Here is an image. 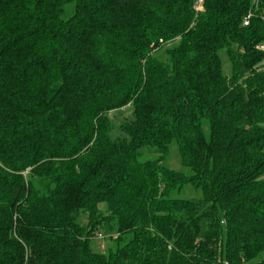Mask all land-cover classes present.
Here are the masks:
<instances>
[{
	"label": "trees",
	"instance_id": "1",
	"mask_svg": "<svg viewBox=\"0 0 264 264\" xmlns=\"http://www.w3.org/2000/svg\"><path fill=\"white\" fill-rule=\"evenodd\" d=\"M197 1L0 0V264H264V0Z\"/></svg>",
	"mask_w": 264,
	"mask_h": 264
},
{
	"label": "rangeland",
	"instance_id": "2",
	"mask_svg": "<svg viewBox=\"0 0 264 264\" xmlns=\"http://www.w3.org/2000/svg\"><path fill=\"white\" fill-rule=\"evenodd\" d=\"M160 59H165V54L164 52L161 53V55L159 56ZM221 59L223 62V71L224 74L227 76H230L231 74V64L228 60V58L226 57V55L224 53L221 54ZM132 114V109H128V110H121L120 112H115V113H111L110 117L113 119V122L118 125L123 119L129 118ZM115 133H117V131L115 130ZM159 156L152 154V155H147L146 158L152 160V159H157ZM163 166H165L168 169L177 171V172H183L186 175L190 174L189 170L184 168V166L182 165V161H181V156H180V152H179V147L178 144L176 142H172L171 145L169 146V151L168 154L163 162ZM202 197V193L199 189L194 188L190 185L185 186L178 194H176V198L179 199H183V200H197L200 199ZM111 244L109 242H107L106 240L101 241V240H97L96 241V246H100L101 250L103 252H106L108 249V246H110ZM264 258V254L262 255V259Z\"/></svg>",
	"mask_w": 264,
	"mask_h": 264
},
{
	"label": "built area",
	"instance_id": "3",
	"mask_svg": "<svg viewBox=\"0 0 264 264\" xmlns=\"http://www.w3.org/2000/svg\"><path fill=\"white\" fill-rule=\"evenodd\" d=\"M254 3L257 1V0H253ZM202 7H203V0H198L196 5H195V10L197 12H201L202 11ZM254 16V14L251 12L249 13V15L245 18L244 22H243V25L246 27V26H249V23H250V20L251 18ZM261 18L262 20L264 21V12L262 13L261 15ZM259 49L261 51H264V45H262L261 47H259Z\"/></svg>",
	"mask_w": 264,
	"mask_h": 264
}]
</instances>
